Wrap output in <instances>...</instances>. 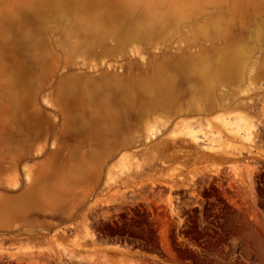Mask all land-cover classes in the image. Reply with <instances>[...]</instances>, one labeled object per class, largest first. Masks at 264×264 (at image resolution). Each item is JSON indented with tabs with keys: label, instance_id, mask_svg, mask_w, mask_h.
<instances>
[{
	"label": "rangeland",
	"instance_id": "obj_1",
	"mask_svg": "<svg viewBox=\"0 0 264 264\" xmlns=\"http://www.w3.org/2000/svg\"><path fill=\"white\" fill-rule=\"evenodd\" d=\"M94 1L98 5L90 16L84 14L87 19L81 17L84 15L76 3L63 8L57 3L55 10L44 7L45 0H0V164L3 156H16L26 147V135L31 136L35 128H51L47 142L45 138L36 141V147L49 148L32 160L45 165L43 187L36 198L25 195L24 188L0 187V225L11 226V231L0 226V250L13 255V264H22L17 261L19 257L37 251L64 260H70L71 253L74 259H108L111 264H142L139 253L154 256V252L138 246L106 257L101 251L80 250L85 229L82 224L77 229L71 227L64 213L80 202L86 187L89 172L82 160V150L88 145L85 128L93 118L100 119L97 111L106 113L113 98L118 99L119 89L109 84L114 82L129 83L127 93L132 97L141 99L148 89L164 96L156 107L138 102L137 107L147 109L144 125L132 115L135 129L154 128L152 139L142 141L149 145L160 139L174 141L188 136V125L193 126L194 133L208 132L205 134L211 133L210 137L214 135L218 141L211 130L217 129L221 119L233 123L228 126H238L236 115L255 121L254 127H249L242 120V139L222 143L228 157L195 162L180 156L149 174L156 172L167 179L185 176L189 180L202 172L218 173L223 178L218 188L230 208L226 225L213 237L196 230L189 242L175 233L170 220L161 218L155 234L163 250V264H264V103L259 100L264 98V0ZM109 10L115 18L106 16ZM75 17L81 19L77 22ZM133 28L143 30L140 38L118 47L120 32ZM97 29L102 33L96 39L90 30ZM235 52L243 71L236 78L230 73L232 68L224 70L218 65L221 54ZM203 63L211 69L206 78L200 75ZM85 83L92 85L87 89ZM36 92L43 107L38 115L30 114L26 104ZM90 93L95 98L89 101ZM244 98L255 101L260 113L244 106ZM52 119L57 122L54 130ZM258 127L263 139L255 148L252 133ZM246 128L251 129L252 136ZM112 162L114 178L141 165L144 171L148 169L141 156L129 163L120 162V157ZM1 175L9 179L17 174L9 167ZM23 175L22 168L19 177ZM165 192L167 195L169 189ZM45 202L48 211L60 216L51 218L48 211L37 209ZM177 242L186 245L179 249ZM99 244L128 250L123 243Z\"/></svg>",
	"mask_w": 264,
	"mask_h": 264
},
{
	"label": "bare ground",
	"instance_id": "obj_2",
	"mask_svg": "<svg viewBox=\"0 0 264 264\" xmlns=\"http://www.w3.org/2000/svg\"><path fill=\"white\" fill-rule=\"evenodd\" d=\"M44 3V7L55 10H57V3L61 8L76 3L75 5L77 8L81 9L80 14H85L87 16H90L91 10L98 5L95 4L94 0H57V3L53 0H45ZM85 15L81 17H86L88 19ZM106 16L111 18L114 17L110 13V10L107 12ZM81 17H75L76 21L78 22ZM124 31L120 32V35L116 39L118 47L128 41L140 38L143 32L141 28H133L129 31ZM90 32L96 39L102 33L99 29H97V31L90 30ZM237 54V52L232 55L223 53L218 60L220 69L225 70L228 67L233 69L230 73L234 74V78L238 77L237 75L241 74L242 76L243 74L241 62H238ZM210 70V65L203 63L200 69L201 77H208ZM250 78L252 77L249 76V79ZM109 84H113L117 90L119 89V91H116V93H118V99L113 98L111 109H108L106 113L102 114L97 111L100 119L98 120L96 117L93 118L90 121L91 125L89 124L87 129L85 128L86 134L84 138L88 139V145L87 148L82 150V160L87 162L89 176L87 178L86 187L82 191L80 202L74 203L68 211L64 213L67 214L66 218L71 220V227L77 229L78 226L82 224L85 229L86 234L83 236V240L78 244L80 250L89 252L101 251L102 256L106 257L110 253L128 252L129 246H138L155 253L154 256H149L148 254L138 252L141 256L142 264H163V250L158 246L157 235L155 234V230H157L161 218L165 217L170 220L171 225L174 226L176 230L175 233L184 237L185 242H189L190 237L196 230L201 231L202 235L213 237L218 229L226 225V217L230 212V208L223 199L221 191L219 190L220 188H218V186L220 187L222 185L223 181V178L218 176V173L209 175L206 172H202L198 176L192 175L193 178L188 180L185 176L167 179L161 175H156V172L153 174H149V172L164 169L169 160H174L180 156H186L187 160H193L195 162L204 159L207 160L209 157H228V151L222 149V146L225 145H222V143L242 139L241 135L245 131L244 128V131L241 133L242 120L249 125V127L255 125V121L247 116L236 115L238 126H228V124L232 122L221 119L216 130L210 129L212 134H216L220 142H218L217 139L215 141L216 137L214 138V135L210 137L211 133L209 136L206 135L208 132H203V134L194 133L193 126L188 125V136L174 141L160 139L158 142L149 145V142L143 143L142 141L143 139L146 141L152 139L154 128L149 126L140 127L144 125L147 109L142 105L137 107L139 105L138 102H147L150 104L149 107H156L163 102L164 96H158L148 89L146 90L147 93L140 99L128 95L127 91L128 88H130L129 83L118 84L111 82ZM91 85L92 84L89 83L84 84L87 89ZM44 90L45 88L41 89V91ZM38 95L39 93L36 92L35 95L30 96L26 101L30 114L33 113L38 115L43 111ZM94 98L95 94L90 93L88 97L89 101ZM259 100H262L264 103V98ZM252 101L251 99L244 98L241 103L250 111L260 113L258 104ZM208 102L213 104L214 99L209 97ZM216 105L217 109L221 107L219 103ZM133 113L140 119L141 124L139 127L142 129H135L132 124ZM51 123L53 125L51 126L52 130H54L57 126V122L55 119H52ZM249 129H247V133L251 135V132L249 133L251 129ZM50 130V127L45 129L35 128L31 136H28L29 134L26 135L28 143L19 154L16 156H3L2 163L0 164V187H10L12 189L24 188L25 195H34L33 198H36L43 187L42 180L45 165L43 162L32 160L45 154L49 149L46 145L36 147V141L45 138L47 142L51 136ZM142 132L145 136L141 134ZM253 134L254 147L257 148L263 139V133L258 127L253 131L252 135ZM246 135L245 137H247ZM216 142L218 144H216ZM54 152L55 149L50 147V153ZM250 153H252L251 150L249 154ZM137 156H141L147 161L145 163L148 168V174L146 176H144V174H146L147 171H144L145 167L141 165L139 169L131 171L123 177L114 178L113 166L115 165L111 167V162L115 158L120 157V162L129 163ZM28 161H32V164H28ZM3 162H7L8 165L4 166ZM23 162H26L24 166H22ZM9 167L13 168L17 175L7 179L4 175H1V173L2 170ZM22 168L24 175L21 178L19 177V170ZM117 171H120V168ZM180 188L183 190L181 189L182 191H179ZM168 189L169 192L166 195L165 190ZM174 190L175 193L172 195ZM47 204L48 202L40 203L37 209L48 211L49 207ZM47 213L51 215V218L60 216L59 213L55 211H48ZM47 222L49 225H53L50 220ZM0 226H5L7 227V231H11L10 225L1 224ZM56 235L59 234L57 233ZM99 241H102V243L103 241L107 243L113 241V243H121V245L123 243L128 247V250L124 251L118 247H100ZM175 245L177 248L181 249L186 243L177 242ZM65 250L64 248V251ZM8 253H10V251ZM37 253L19 257L17 261L22 262V264H111L108 259L103 261L104 263L102 261L90 259L91 257L86 260L79 258L80 256L78 257L79 259H74V257H72L74 255H71V252V254H68L70 255V260L52 257V254V256L49 257L40 254L41 252L39 254ZM85 257H88V255L86 254ZM13 263V255L6 254L3 250H0V264Z\"/></svg>",
	"mask_w": 264,
	"mask_h": 264
}]
</instances>
